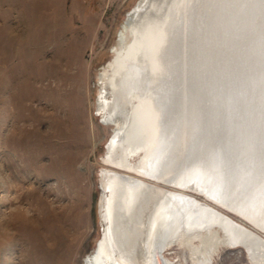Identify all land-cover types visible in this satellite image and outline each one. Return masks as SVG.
<instances>
[{"label":"bare ground","instance_id":"1","mask_svg":"<svg viewBox=\"0 0 264 264\" xmlns=\"http://www.w3.org/2000/svg\"><path fill=\"white\" fill-rule=\"evenodd\" d=\"M126 12L97 74L96 113L113 128L101 235L83 264H176L172 245L191 264L239 245L264 264L261 234L192 194L264 230V0H138Z\"/></svg>","mask_w":264,"mask_h":264},{"label":"rangeland","instance_id":"2","mask_svg":"<svg viewBox=\"0 0 264 264\" xmlns=\"http://www.w3.org/2000/svg\"><path fill=\"white\" fill-rule=\"evenodd\" d=\"M137 1L0 0V264H83L100 237L113 126L96 113L97 74ZM192 194L264 237L241 214ZM164 254L191 264L183 246ZM249 258L245 246H222L212 264Z\"/></svg>","mask_w":264,"mask_h":264},{"label":"water","instance_id":"3","mask_svg":"<svg viewBox=\"0 0 264 264\" xmlns=\"http://www.w3.org/2000/svg\"><path fill=\"white\" fill-rule=\"evenodd\" d=\"M141 9H139V11H140ZM132 19H129L128 21H127V24L131 21Z\"/></svg>","mask_w":264,"mask_h":264}]
</instances>
